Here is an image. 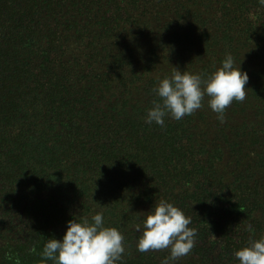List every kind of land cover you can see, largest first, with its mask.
<instances>
[{"label": "trees", "instance_id": "trees-1", "mask_svg": "<svg viewBox=\"0 0 264 264\" xmlns=\"http://www.w3.org/2000/svg\"><path fill=\"white\" fill-rule=\"evenodd\" d=\"M226 53L249 81L224 123L207 96L145 122L159 79L211 73ZM160 198L197 229L177 264H239L234 250L264 235V6L0 0V264H41L47 239L101 210L122 264H160L170 249L137 251L135 231Z\"/></svg>", "mask_w": 264, "mask_h": 264}, {"label": "clouds", "instance_id": "clouds-1", "mask_svg": "<svg viewBox=\"0 0 264 264\" xmlns=\"http://www.w3.org/2000/svg\"><path fill=\"white\" fill-rule=\"evenodd\" d=\"M258 4L264 6V0H258ZM248 81V72L241 66L235 67L231 53H226L221 66L208 74L174 67L171 75L159 79L152 89L159 100L152 101L153 106L147 110L145 122L165 127L166 116L180 120L191 115L204 106L207 96L208 106L224 123L227 107L233 101L246 99L245 85ZM144 213L142 224L135 225V231L140 233L137 251L170 249V254L163 257L160 264H177L178 259L195 246L197 229L191 226L192 218L164 198ZM247 230L253 231V226L249 224ZM124 240L118 228L105 225L102 210L80 219L75 217L67 222L62 239H47L40 253L41 264H48V261L52 264H122L126 251ZM233 255L239 264H264V235L249 239L245 246L234 250Z\"/></svg>", "mask_w": 264, "mask_h": 264}]
</instances>
